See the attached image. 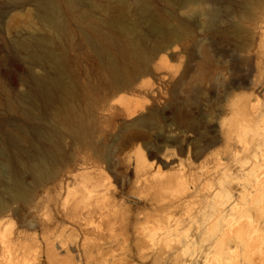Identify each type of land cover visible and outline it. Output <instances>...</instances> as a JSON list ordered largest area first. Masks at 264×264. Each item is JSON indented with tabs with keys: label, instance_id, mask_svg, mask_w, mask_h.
I'll return each mask as SVG.
<instances>
[{
	"label": "rangeland",
	"instance_id": "obj_1",
	"mask_svg": "<svg viewBox=\"0 0 264 264\" xmlns=\"http://www.w3.org/2000/svg\"><path fill=\"white\" fill-rule=\"evenodd\" d=\"M45 11L60 25L42 21ZM249 100L260 120L264 0H78L71 11L62 0H0V264L105 262L86 263L78 254L83 236L58 218L65 196L58 185L74 173L109 188L110 208L90 219L105 235L107 220L131 229L152 221L157 192L172 203L166 211L175 221H202L216 206L227 211L244 194L228 150L239 106ZM137 152L159 165L166 183L180 169L188 190L171 180L156 190L135 186ZM53 158L54 181L34 184L28 168L39 159L53 166ZM15 177L26 189L22 203L8 188ZM249 215L260 227L257 247L222 253L223 264H247L244 256L264 264V220L253 208ZM128 233L126 262L118 264H141ZM92 236L88 246L104 244Z\"/></svg>",
	"mask_w": 264,
	"mask_h": 264
},
{
	"label": "bare ground",
	"instance_id": "obj_2",
	"mask_svg": "<svg viewBox=\"0 0 264 264\" xmlns=\"http://www.w3.org/2000/svg\"><path fill=\"white\" fill-rule=\"evenodd\" d=\"M62 1L68 5L70 11L72 8H76V3H78V0ZM185 1L182 0V3ZM51 13H46V11L42 13V21H48L53 25H60L58 19ZM253 101L249 100L247 103L240 104L238 118L232 126L235 139L233 146H231L233 147L232 150L230 149L228 151L236 164L234 167V171L237 173L235 176L236 181L240 179L244 181V184H241L244 194L241 195L240 202L233 203L231 206L229 205L230 208L227 211L225 210L226 207L216 206L214 210L201 219L202 221L194 220L189 216L181 219L180 222L175 221L173 215L166 211L167 207H170L172 203L163 202L165 201L164 197H161L157 192V195L153 196L152 199L153 204H155V215H153L152 221L143 222V224L140 223L131 229L128 224L119 223V225L115 226L113 220L112 222L107 220L108 223L103 224L107 227V230H105L107 235H105L101 231H98V227L96 229L91 226L90 219L95 214H98L102 218V215L107 211L106 209L110 208H107V206H109L108 204L111 200V193L108 187H104L106 184H99L97 179H95L96 181H92L84 173H74L71 175V180L65 181L64 184L60 183L58 185V191H64L65 196L62 200V215L58 218L63 221L65 219L69 220L75 226V231L80 232L83 236L78 252L79 256L85 257L86 263H89V260L94 261V263L98 260H104L105 262L102 264H109L114 261L117 264L126 262L124 253L126 252V248H128L126 243L128 241L127 237L129 236L125 237L124 234L131 231L136 238L135 248L141 264H148L150 261L154 264H167L168 262L169 264H223L220 262L222 253L227 252L230 254L228 258H232L233 255H237L239 246L244 247L245 251L251 247H257V241L261 239V231L257 222L251 221L249 211L250 208L255 209L258 215L257 220H264V114L258 120L259 114ZM126 111H129L128 107H126ZM70 115H72L71 112L67 115V119H75L76 121V118ZM77 131L80 135L78 133L76 136L74 135L75 139L73 140V144L78 147V141H81V138L83 139V135L79 128H77ZM239 152L241 156L238 155ZM72 157L66 155L61 159L63 160L62 167H66V171ZM50 161L53 166H50L46 159H39L34 165L28 168V173L34 181V184L52 182L59 174L60 169L58 170L54 167L56 160L53 158ZM133 161L135 186L138 188L152 190H156V187L167 188L171 185L169 183L171 180L172 184L175 183L181 190L185 192L188 190L184 179L185 174L181 173L182 171L180 169L178 170V174L172 177L169 176V181L166 183V181H163L166 176L163 177L160 175L161 170L159 165L154 164V161H151L150 157H146L142 152H137ZM221 165L219 164V166ZM217 167L215 170H217ZM222 169H224V174L229 171L222 166L221 172ZM69 172H71L70 168L67 171L68 176L66 175V177H70ZM8 188L12 194L13 201L22 203L26 200V189L19 178H12ZM48 189H53V187ZM173 193V191H167L169 195ZM226 197H228L227 193ZM248 197L249 199H247ZM160 212H163L162 216ZM123 214L126 215L125 213ZM74 229L72 227V230ZM92 235H94V239L96 238L95 240H103L102 243L104 244L109 243L107 249L104 250L105 247H102L104 244L100 246L98 244L99 242H96L97 244L91 243L88 246L89 239H91L88 237ZM58 246L60 249H67L63 242ZM203 247H206L205 251H203ZM45 253L48 259H51L55 254L50 245L46 247ZM68 253L70 254V252ZM91 255H93V259L89 257ZM69 257L71 256L69 255ZM246 258L247 256H244L247 264H251L249 259Z\"/></svg>",
	"mask_w": 264,
	"mask_h": 264
}]
</instances>
